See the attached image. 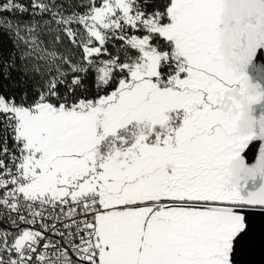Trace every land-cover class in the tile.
<instances>
[{
	"label": "snow or ice",
	"instance_id": "snow-or-ice-1",
	"mask_svg": "<svg viewBox=\"0 0 264 264\" xmlns=\"http://www.w3.org/2000/svg\"><path fill=\"white\" fill-rule=\"evenodd\" d=\"M264 248V0H0V264H245Z\"/></svg>",
	"mask_w": 264,
	"mask_h": 264
},
{
	"label": "water",
	"instance_id": "water-1",
	"mask_svg": "<svg viewBox=\"0 0 264 264\" xmlns=\"http://www.w3.org/2000/svg\"><path fill=\"white\" fill-rule=\"evenodd\" d=\"M255 225L257 229L256 248L251 255L243 256L241 258L245 262V264H264V248H261L259 241L261 221L258 218L255 220Z\"/></svg>",
	"mask_w": 264,
	"mask_h": 264
}]
</instances>
